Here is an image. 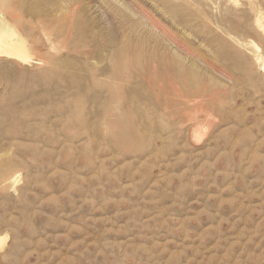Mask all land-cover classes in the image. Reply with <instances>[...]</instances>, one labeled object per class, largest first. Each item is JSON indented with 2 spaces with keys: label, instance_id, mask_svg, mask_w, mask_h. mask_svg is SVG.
Instances as JSON below:
<instances>
[{
  "label": "rangeland",
  "instance_id": "rangeland-1",
  "mask_svg": "<svg viewBox=\"0 0 264 264\" xmlns=\"http://www.w3.org/2000/svg\"><path fill=\"white\" fill-rule=\"evenodd\" d=\"M259 17L0 0L32 58L0 59V264H264Z\"/></svg>",
  "mask_w": 264,
  "mask_h": 264
},
{
  "label": "bare ground",
  "instance_id": "bare-ground-1",
  "mask_svg": "<svg viewBox=\"0 0 264 264\" xmlns=\"http://www.w3.org/2000/svg\"><path fill=\"white\" fill-rule=\"evenodd\" d=\"M261 20L264 21L263 19H260L259 17L258 18L259 27L260 28L262 27L264 30V23L261 22ZM13 34H15V31H13V28L10 27V22L0 19V59L1 58H13V59L20 60L22 62H30L32 58L28 55L26 51H23L26 48L24 49L22 47V42L20 41L15 42V40H5L6 37L9 38L11 35H12L11 37H14ZM17 36L15 34V37ZM262 67L264 68V66ZM2 242L3 241L0 237V246L2 245Z\"/></svg>",
  "mask_w": 264,
  "mask_h": 264
}]
</instances>
